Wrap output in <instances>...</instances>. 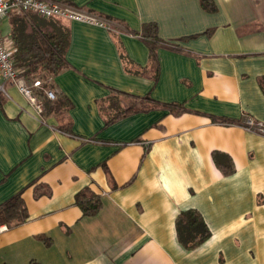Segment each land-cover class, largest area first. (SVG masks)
Returning <instances> with one entry per match:
<instances>
[{"label": "crops", "instance_id": "crops-1", "mask_svg": "<svg viewBox=\"0 0 264 264\" xmlns=\"http://www.w3.org/2000/svg\"><path fill=\"white\" fill-rule=\"evenodd\" d=\"M53 1L109 28L32 12L0 21L12 51L15 16L68 29L67 68L50 91L70 101L73 132L0 77V205L19 195L27 214L0 235V264H264V137L242 126L246 117L264 125V0H211L213 11L200 0ZM144 23L179 48L157 50L156 81L126 72L115 44L146 66L148 49L132 34ZM112 90L185 111L153 107L106 126L99 104ZM32 95L39 106L48 99L40 88ZM214 152L231 160V176L216 168ZM34 182L51 195L35 199ZM83 188L100 197L94 216L74 203ZM187 209L210 231L192 250L175 228Z\"/></svg>", "mask_w": 264, "mask_h": 264}, {"label": "trees", "instance_id": "trees-1", "mask_svg": "<svg viewBox=\"0 0 264 264\" xmlns=\"http://www.w3.org/2000/svg\"><path fill=\"white\" fill-rule=\"evenodd\" d=\"M202 7L213 11L211 0H200ZM11 44L13 48V65L18 76L25 83L40 81V92L50 90L52 79L67 68L65 53L69 44V31L59 22L43 21L35 16L18 15L12 19ZM49 26V27H48ZM29 29V30H28ZM138 36L148 49V63L144 67L134 64L124 51L118 40L115 44L120 56L124 70L139 76H149L156 81L158 79V63L156 52L160 48H168L179 51L158 37V29L155 23H144L139 32H132ZM183 38L182 40H187ZM135 67L136 70H131ZM41 104V117L47 118L51 115L58 117L60 123L58 130L72 135L71 123L66 120L65 115L71 108V103L66 97H60L53 101L46 100ZM153 107H162L174 116L182 114L185 109L180 104H160L149 96L131 97L124 93L112 90L110 95L100 102L99 110L105 125H110L122 117L136 112H145ZM212 159L216 168L223 177L231 176L234 168L231 160L219 153H213ZM34 184L33 196L38 199L42 196H50L51 190L43 184ZM74 203L79 207L81 216H94L101 207L100 197L89 188H83L74 197ZM27 218L26 210L23 208L19 195H15L0 205V224L10 225L18 223ZM175 228L179 243L187 250H192L209 236L210 231L205 224L200 212L196 209L180 211L175 218ZM38 238L46 245L50 239L38 235ZM29 264H39L31 260Z\"/></svg>", "mask_w": 264, "mask_h": 264}, {"label": "built area", "instance_id": "built-area-1", "mask_svg": "<svg viewBox=\"0 0 264 264\" xmlns=\"http://www.w3.org/2000/svg\"><path fill=\"white\" fill-rule=\"evenodd\" d=\"M25 12H32L44 18H58L109 28L107 23L101 18L79 8L61 4L53 0H0V21L9 14H20ZM12 55L13 51L6 46L0 37V77L5 81L12 82L32 104L36 105L38 111H41V106L37 104L32 95V88L41 87V82L34 81L31 86H28L25 81L18 76V72L13 65ZM1 90L2 88L0 87V91ZM45 94L48 99H55L53 91L47 90ZM242 126L246 130H252L264 137V125L262 123L246 117ZM7 230L8 226L6 224H0V235Z\"/></svg>", "mask_w": 264, "mask_h": 264}]
</instances>
